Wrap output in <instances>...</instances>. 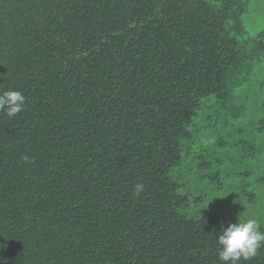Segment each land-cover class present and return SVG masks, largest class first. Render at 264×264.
Segmentation results:
<instances>
[{"label": "trees", "instance_id": "trees-1", "mask_svg": "<svg viewBox=\"0 0 264 264\" xmlns=\"http://www.w3.org/2000/svg\"><path fill=\"white\" fill-rule=\"evenodd\" d=\"M250 1L0 0V91L26 97L0 112V260L221 264L222 226L264 231Z\"/></svg>", "mask_w": 264, "mask_h": 264}, {"label": "clouds", "instance_id": "clouds-1", "mask_svg": "<svg viewBox=\"0 0 264 264\" xmlns=\"http://www.w3.org/2000/svg\"><path fill=\"white\" fill-rule=\"evenodd\" d=\"M26 97L15 89L0 91V112L8 117H15L24 110ZM137 194L144 190L142 183L135 186ZM218 260L221 264H239L243 259L248 261L258 255V250L264 246V231L255 218L237 219L227 227H221L217 235ZM4 245L0 244V248ZM6 264V258L0 260Z\"/></svg>", "mask_w": 264, "mask_h": 264}, {"label": "rangeland", "instance_id": "rangeland-1", "mask_svg": "<svg viewBox=\"0 0 264 264\" xmlns=\"http://www.w3.org/2000/svg\"><path fill=\"white\" fill-rule=\"evenodd\" d=\"M242 22L245 29L244 39L264 32V0H251L248 5V11L242 17ZM259 81H264V64H260L252 73L248 89L254 92V90L258 89ZM262 198L264 202V187Z\"/></svg>", "mask_w": 264, "mask_h": 264}]
</instances>
